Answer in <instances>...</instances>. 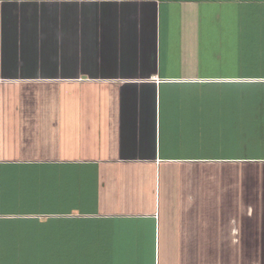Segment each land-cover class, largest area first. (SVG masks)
I'll use <instances>...</instances> for the list:
<instances>
[{
  "label": "crops",
  "instance_id": "1",
  "mask_svg": "<svg viewBox=\"0 0 264 264\" xmlns=\"http://www.w3.org/2000/svg\"><path fill=\"white\" fill-rule=\"evenodd\" d=\"M246 228L264 0H0V264H264Z\"/></svg>",
  "mask_w": 264,
  "mask_h": 264
},
{
  "label": "rangeland",
  "instance_id": "2",
  "mask_svg": "<svg viewBox=\"0 0 264 264\" xmlns=\"http://www.w3.org/2000/svg\"><path fill=\"white\" fill-rule=\"evenodd\" d=\"M238 136H241V134H239V133H236V134H234V138L235 139H237L238 138ZM242 136H243V133H242ZM244 141V140H243ZM257 215H255V217H256ZM254 221V227H256V223H257V218L256 219H254L253 220ZM260 225V224H259ZM254 227H251V228H254ZM246 229H249L248 230V233L250 234L249 235V238H251V240L248 242V243H250L249 244V247H247L246 245H242V246H244V247H242V249H246V247H247V252L248 253H250L249 254V260L248 261H255V260H257V259H252V257H256L258 254H257V248H259L261 251H260V255L262 256L263 254H264V246H257L258 245V243H259V241L257 240H255V239H252V234H253V232H254V230H250V228H246ZM246 237V236H245ZM243 244H246V241H243L242 242ZM240 245V246H241ZM203 248V247H202Z\"/></svg>",
  "mask_w": 264,
  "mask_h": 264
}]
</instances>
